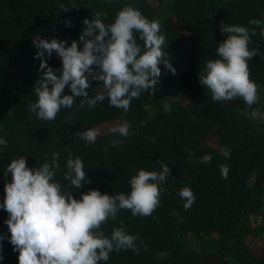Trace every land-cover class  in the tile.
<instances>
[{
	"label": "trees",
	"instance_id": "16d2710c",
	"mask_svg": "<svg viewBox=\"0 0 264 264\" xmlns=\"http://www.w3.org/2000/svg\"><path fill=\"white\" fill-rule=\"evenodd\" d=\"M70 7L62 12L59 5ZM75 3L77 7H71ZM126 4H132L149 20H157L165 37L164 51L175 75L160 64L161 76L154 95L142 91L131 101L130 110L110 107L107 99L94 108L80 107L82 97L71 108H61L54 121H43L29 111L37 99L33 86L40 60L32 44L36 35L78 40L83 19L102 12L105 23ZM103 19V17H102ZM264 21V0H0V203H3L7 164L25 156L30 168L52 163L60 153L55 180L79 199L82 192L97 189L109 195L130 192V177L143 168L160 171L161 163L170 175L159 187V206L150 216H133L120 210L115 221L101 225L106 236L123 221L126 231L136 236L139 253L121 250L110 253L99 264H264V122L241 113L247 106L241 98L214 101L199 82L198 73L207 60L217 57L216 49L227 34L220 23L239 24L251 29L249 20ZM71 21V26L65 24ZM251 37L248 47L258 53L248 62L251 79L259 86V103L264 112V36ZM137 42L139 33H134ZM82 47V45H81ZM47 63L54 70L62 60L53 52ZM60 73L57 72V75ZM89 98L102 84L92 81ZM65 94H71L66 87ZM167 103L170 111L165 113ZM250 111V110H249ZM127 120L131 135L100 132L95 143L87 144L77 134L89 128L109 127ZM113 140H122L115 147ZM227 147L225 158L220 149ZM79 156L87 180L80 189L64 180L68 152ZM191 152V157L189 156ZM210 154L209 163L200 158ZM47 157V160H46ZM220 165H226L222 175ZM190 187L195 196L185 210L178 192ZM0 208L3 259L0 264H18V252L9 242Z\"/></svg>",
	"mask_w": 264,
	"mask_h": 264
},
{
	"label": "clouds",
	"instance_id": "9594fccd",
	"mask_svg": "<svg viewBox=\"0 0 264 264\" xmlns=\"http://www.w3.org/2000/svg\"><path fill=\"white\" fill-rule=\"evenodd\" d=\"M59 7L62 12L70 9L63 3ZM71 7L77 5L73 3ZM104 19V13L99 11L94 12L91 19L84 18L78 40L70 45L66 40L45 39L40 35L32 39L38 49L34 58L39 59L40 64L33 86L37 99L30 102L28 108L40 120L54 121L61 108L73 106L76 97L83 98L80 100L82 108L85 104L94 108L107 99L110 107L128 112L131 101L139 98L142 91L151 90L150 95H154L161 76L160 64L175 75L176 69L164 51L166 42L159 21L149 20L132 4L117 11L114 22L105 23ZM248 23L251 29L221 21L220 30L227 36L216 49L218 58L207 60L198 78L211 92L212 100L230 101L239 97L247 106L241 114L264 122V112L253 107L259 103V86L251 79L248 64L258 53V48L250 50L248 45L257 28L259 35L264 36V21L251 19ZM65 24L70 27L71 21L66 20ZM134 33H139L142 45ZM53 52L62 60V66L55 70L47 63ZM260 54L264 57V53ZM93 80L102 84V88L89 98L88 89ZM66 87L70 95L64 93ZM163 110L170 111L167 103ZM130 129V123L123 120L109 127L107 132L128 137ZM77 134L87 144H93L100 130L89 128ZM118 143L123 141L113 140L112 146ZM0 146L6 148L7 140L0 138ZM220 151L225 158L230 156L227 147ZM59 159L60 153L54 152L51 164L44 162L30 168L21 155L6 166L4 176H10V180L5 182L0 208L8 213L5 224L13 251L19 254L18 264H99L108 261L114 251L130 249L138 254V238L126 231L123 221L112 229L110 237L104 234L101 225L108 220L115 221L122 209L130 210L133 216H150L159 206L161 193L166 191L159 186L171 174L169 165L161 163L160 171L139 169L128 181L130 192L109 195L90 189L77 199L54 178L60 167ZM211 159L210 154H205L200 163L207 164ZM66 168L64 180L69 181L72 188L80 189L87 180L81 158L69 151ZM220 170L226 175L228 168L220 165ZM178 195L185 201V210L195 201L190 187L181 188ZM3 239L0 235V241Z\"/></svg>",
	"mask_w": 264,
	"mask_h": 264
},
{
	"label": "rangeland",
	"instance_id": "374dc122",
	"mask_svg": "<svg viewBox=\"0 0 264 264\" xmlns=\"http://www.w3.org/2000/svg\"><path fill=\"white\" fill-rule=\"evenodd\" d=\"M108 128H109V126H108V125L102 126V127L100 128V132L107 131V130H108Z\"/></svg>",
	"mask_w": 264,
	"mask_h": 264
}]
</instances>
